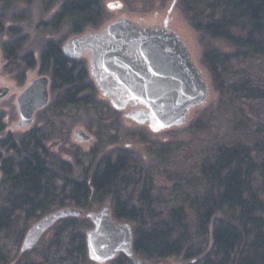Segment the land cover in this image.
<instances>
[{"label": "trees", "instance_id": "trees-1", "mask_svg": "<svg viewBox=\"0 0 264 264\" xmlns=\"http://www.w3.org/2000/svg\"><path fill=\"white\" fill-rule=\"evenodd\" d=\"M52 3V0L49 1ZM192 26L233 46L209 50L204 60L221 95L203 123L213 130L193 165L174 167V144L159 147L173 183L155 189L152 168L130 151L104 157L83 179L57 172L36 131L0 152V264H90L77 217L61 219L38 248L21 252L28 225L67 203L90 208L110 199L113 214L134 228L136 253L145 259L182 256L187 264H264V0H182ZM102 0H63L52 24L78 34L103 17ZM51 88H65L57 109L95 104L84 61L67 57L59 42L41 52ZM199 127L201 128L202 124ZM197 147V148H198ZM179 149V147H178ZM221 215V216H220ZM111 264H133L120 253ZM183 264V263H181Z\"/></svg>", "mask_w": 264, "mask_h": 264}, {"label": "rangeland", "instance_id": "rangeland-1", "mask_svg": "<svg viewBox=\"0 0 264 264\" xmlns=\"http://www.w3.org/2000/svg\"><path fill=\"white\" fill-rule=\"evenodd\" d=\"M49 1L0 0V84L10 88V93L0 100V152L6 156L16 155L13 145H19L21 139L30 132L36 131L48 149L47 161L50 167L57 172H60V165H64L66 169L71 167L69 176L83 179L86 173L92 172L104 157L115 155L119 151H130L145 168L153 169L155 189L161 193L164 192L165 195L174 182L161 168L162 158L159 155V147L172 144L177 146L176 153H172L175 156L170 157L172 166L181 165L186 168L193 165L198 146L212 141L213 130L211 126L204 128L206 121L203 123V120L217 112L221 95L214 84L213 74L204 60V55L212 49L230 52L233 46L222 39L212 38L195 29L182 7V0H102L104 12L101 22L97 26L88 25L78 34L71 33L69 25L65 23H51L63 0H52V3ZM114 2H118L119 6L110 7V3ZM173 4L174 7L170 11ZM121 17H127L142 25H162L165 19L170 18L171 28L188 45L193 60L208 82L210 88L208 100L189 112L185 124L155 132L148 124L139 123L128 117L126 110H117L112 105L92 76L90 53H86L79 58L85 62L90 73L91 88L84 94L94 95L96 103L71 109H57L55 100L62 95L65 88H50L48 105L36 112L30 127H19L18 122L21 116L17 103L18 96L33 78L41 75L50 76L48 70L42 69L40 59L46 42L51 40L59 42L62 48L71 37L101 29ZM200 123H203L201 128ZM78 129L84 130L92 136V139L79 141L76 136ZM72 206L84 210V214L77 219L80 229L85 234L93 227V222L87 215L88 212L100 211L104 207H110L113 212L110 199L100 204H93L90 208H82L71 203H67L64 207ZM60 208L63 207H56L52 211ZM41 217L31 221L27 231ZM51 229L43 235L33 249L49 240ZM142 259L144 264L189 263L182 256ZM89 262L93 264L90 258Z\"/></svg>", "mask_w": 264, "mask_h": 264}, {"label": "water", "instance_id": "water-1", "mask_svg": "<svg viewBox=\"0 0 264 264\" xmlns=\"http://www.w3.org/2000/svg\"><path fill=\"white\" fill-rule=\"evenodd\" d=\"M118 7L119 3H110ZM172 5L170 11L173 9ZM142 25L121 17L101 29L75 35L62 47L63 53L79 59L90 53V71L103 94L117 110L133 109L127 116L159 132L187 122L189 112L204 104L210 88L193 60L183 38L168 26ZM51 77L33 78L17 98L21 119L18 126L30 127L38 110L50 101ZM10 88L0 84V100ZM79 141L92 139L78 129ZM84 210L63 207L34 222L24 237L21 252L32 250L43 235L67 217H79ZM93 227L86 231L88 256L93 264H108L120 253L133 264H144L134 248L135 234L129 222H120L110 207L87 213Z\"/></svg>", "mask_w": 264, "mask_h": 264}, {"label": "flooded vegetation", "instance_id": "flooded-vegetation-1", "mask_svg": "<svg viewBox=\"0 0 264 264\" xmlns=\"http://www.w3.org/2000/svg\"><path fill=\"white\" fill-rule=\"evenodd\" d=\"M165 21V20H164ZM170 22V21H169ZM161 25V24H160ZM162 25H164V22H163V24ZM168 26L171 28V26H170V23H168ZM87 53H89V52H87ZM90 55V54H89ZM131 109H133V106H129V108L126 110L127 112L129 111V110H131Z\"/></svg>", "mask_w": 264, "mask_h": 264}]
</instances>
